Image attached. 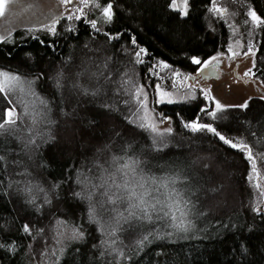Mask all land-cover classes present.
I'll list each match as a JSON object with an SVG mask.
<instances>
[{
  "label": "trees",
  "instance_id": "trees-1",
  "mask_svg": "<svg viewBox=\"0 0 264 264\" xmlns=\"http://www.w3.org/2000/svg\"><path fill=\"white\" fill-rule=\"evenodd\" d=\"M170 2L114 0L113 20L97 22L99 31L87 16L62 17L56 35L41 27H18L7 42L0 41V70L35 81L36 94L50 110L39 126L38 147L25 148L31 138L29 117L18 121L15 135L0 136V155L7 156L6 167L0 164V241L14 242V251L0 249V264H55L57 257L59 264H264V212L256 206L245 155L211 133H192L184 127L199 117L226 137L244 138L255 152L264 153V142L257 143L264 138V100L251 96L246 109L228 105L219 122L200 112L206 100L199 92L195 99L157 103V83L176 88L191 77L199 79L201 66L191 58L204 61L217 52H229L231 37L227 21L209 13L212 0H189L186 17L173 11ZM219 2L234 12L243 39L249 29L246 10L264 18V0ZM252 33V70L264 85V27ZM141 48L145 52L137 63ZM161 62L169 67L162 68ZM136 86L145 88L159 119L169 118L165 120L173 132L161 151L152 149L153 134L138 127L133 115L138 109ZM97 89L100 94L93 96ZM12 99L9 104L0 96V114L13 105L17 114L22 113L23 106ZM32 99L25 97L27 102ZM212 107L210 100L205 108ZM113 156L124 161L138 157L149 176L179 174L176 187L186 189V198L195 205L190 216L195 229L187 235L152 238L139 248L136 241L148 232L171 231L164 220L155 219L163 213L152 212L154 223L121 222L116 247L127 259L107 251L104 242L111 238L100 224L90 222L88 201L74 193L82 191L78 181L96 182ZM258 172L264 175V165L258 163ZM155 195L165 199L160 192ZM25 224L29 233L22 230ZM73 228L83 231V238L71 239Z\"/></svg>",
  "mask_w": 264,
  "mask_h": 264
},
{
  "label": "snow or ice",
  "instance_id": "snow-or-ice-1",
  "mask_svg": "<svg viewBox=\"0 0 264 264\" xmlns=\"http://www.w3.org/2000/svg\"><path fill=\"white\" fill-rule=\"evenodd\" d=\"M15 2V0H0V17H4L9 9V7ZM58 3L64 6L66 9L70 5H75L67 14L66 18L68 20H81L86 16L87 10L98 9L101 11V19L104 23H110L114 17V0H108L105 4L104 0H58ZM169 7L173 11H177L181 17H186L189 15V0H181L180 4H177L176 0H171ZM209 13L217 14L219 17H224L227 13L226 8L219 6V0H212L211 7L208 8ZM64 13L59 15H54L51 17V23H45L42 25V29L48 31L49 33L56 35V25L59 20L64 17ZM248 17L252 25L255 28L264 27V18H261L254 10H249ZM91 26L93 29L99 31L97 27V21L91 20ZM248 23V21H245ZM69 31L73 30L71 27ZM33 29L29 28L28 32H32ZM236 29H233L235 33ZM11 35V29L6 30V34H0V41H8ZM133 44H135V39H133ZM237 43H239L237 41ZM229 51L232 56L240 55L241 53L233 52L232 47H229ZM145 50L141 48L137 53V63L142 61L139 59ZM245 57L255 55L254 45L249 42L248 50L243 53ZM191 62L193 64L201 66V69L215 67L213 62H219L218 56L211 57L210 60L201 61L197 57H192ZM160 66L162 68H168L169 66L161 62ZM253 67H255V61L253 62ZM178 75V73H175ZM245 77H253L255 73L251 68L244 72ZM187 79V77H185ZM35 81L27 80L21 77L19 74L12 73L9 71L0 70V96L7 100L9 104H13V99L15 98V104H20L23 106V111L21 114H17L16 107L6 109L3 114L2 121H0V136L15 135L18 131V121H22L24 117H29L31 119L32 127L28 129L31 133V138L25 142V148L30 149L32 146L36 145V138L42 136L39 131L40 124L47 120V112L50 111L47 108L48 102L43 98L39 97L34 90ZM59 86V83H58ZM85 94L88 93V89H83ZM157 94L159 100L157 103L167 102L169 104L174 101L171 99L172 93L164 91L160 84L156 85ZM19 94V95H17ZM93 96L100 94V89H97L91 93ZM204 95L206 99L214 101V107L212 108H201L200 112L204 113L207 117H210L212 121L219 122L225 119V108L219 100L212 97L209 91H205ZM31 96L33 99L30 102L25 100V97ZM195 99V96L181 97V99ZM264 100V95L259 97ZM134 99L139 104V108L133 115L138 121V127L142 129L149 130L152 134V149L156 151H161L163 148L168 147L165 143L166 136L173 132L171 127L163 129L161 131L155 122L149 118V109L147 107V94L144 92L142 87H137L134 93ZM245 101L243 104L234 106L240 108H247L249 106L250 100ZM128 103V101H125ZM42 106L40 108L37 107ZM141 110H143V115H140ZM169 119L164 117L161 120ZM51 123V121H48ZM186 129H189L192 133H211L222 141L225 145L230 146L232 149H237L245 155V159L250 165V172L248 179L253 181L260 176L258 172V163L264 165V153H259L254 151V145H250L244 138L235 139L228 138L220 131L213 123H202L200 118L192 122H186L184 124ZM255 136L256 134L253 133ZM264 142V138L258 140L257 143ZM131 147V145H129ZM7 156L0 155V164L5 165ZM17 165L20 164L19 161L13 162ZM141 160L137 157L135 159L129 157L127 161H124L121 157L113 156L111 162L107 168L103 169V175L97 176L96 182H91L89 180H80L78 183L83 184L82 191L74 193L75 196L82 200L88 201L89 204V220L90 222L98 223L101 225V231L109 236L110 242L105 241V248L107 251L113 254H118L119 257L127 259L125 253L122 249H118L116 244L118 242L117 233L121 231V222H127L130 220H138L141 222L154 223V218L150 214L152 212H162V216H157L156 220H164L165 224L171 231L166 233L148 232L143 235L140 239L136 241V245L139 248H143L145 244L151 243L152 238L162 239L165 236H172L174 234H184L192 232L195 229V224L190 218L192 215L195 205L192 201L186 198V189H180L176 187L177 181L181 178L179 174L176 176H170L166 178H157L155 176H149L144 173L143 169L140 168ZM205 167H208L205 165ZM26 174V173H23ZM186 179V177H185ZM2 183V182H0ZM19 183V182H12ZM11 187V184L9 185ZM58 187V185H54ZM254 187L260 189V183H255ZM25 191H30V189H25ZM160 192L161 196L165 199H161L155 195V193ZM260 196H264V192L258 193ZM30 203L34 201H29ZM50 202V201H46ZM156 205H161L157 209ZM165 207L168 209L165 211ZM107 215L109 221H104L103 217ZM170 218V219H166ZM111 222L115 223V227H106V224ZM25 233L30 232V226L25 224L22 229ZM63 234V233H61ZM83 231L78 228H73L71 231V239H81L83 238ZM12 243H7L0 241V249H7L14 251ZM62 251V250H61ZM105 253L102 252L101 256ZM55 264H59V257ZM118 264V261L116 262Z\"/></svg>",
  "mask_w": 264,
  "mask_h": 264
},
{
  "label": "rangeland",
  "instance_id": "rangeland-1",
  "mask_svg": "<svg viewBox=\"0 0 264 264\" xmlns=\"http://www.w3.org/2000/svg\"><path fill=\"white\" fill-rule=\"evenodd\" d=\"M219 6L226 8L223 5V2H219ZM75 7V5H70L66 9L64 6L58 3V0H15V2L9 7L6 15L0 17V34H6L7 29H11V33L18 27H41L45 23H51V17L54 15H59L64 13L66 18L68 12ZM211 7V6H210ZM227 9V8H226ZM86 16L96 20L100 24H104L101 19V11L98 9L87 10ZM249 9L246 10V20L248 21V31L246 33L245 39L242 38L240 31V26L235 24L233 20V11L227 9V13L223 17L229 26L231 31L229 47H232L233 52L241 53L240 55L232 56L231 52H217L216 54L211 55L206 60H210L213 56H218V63L213 62L217 67L218 76H210L208 78L200 75L199 79L194 80V77H191V80L187 83L177 86L176 88L167 87L164 82H159L164 91L172 93L171 99L175 101H181L186 99H181V97H190L195 96L199 93L205 97L204 92L209 91L216 100H219L223 105H241L251 96L264 95V85L256 77H245L244 72L253 68L254 56L249 55L245 57L244 52L248 50V44L253 42V28L250 18L248 17ZM213 14V13H212ZM217 15V14H213ZM246 24V23H245ZM100 27L102 25H99ZM57 27V25H56ZM233 29H236L235 33ZM237 41L239 43H237ZM255 51V45H254ZM205 61V60H204ZM253 71V70H252ZM199 72V70H198ZM197 76V75H196ZM140 87V86H136ZM144 92L147 94L145 88L141 86ZM156 92V100H159V96ZM134 95V94H133ZM134 97V96H133ZM147 95V107L149 109V118L157 124V127L163 131V129L170 127V122L168 120L159 119L155 112L149 105V99ZM190 99V98H189ZM135 100V99H134ZM206 103L203 106L205 108L210 103L209 99H206ZM214 107V101L211 100ZM167 103V102H166ZM139 108V104H138ZM140 115H143V110H141ZM197 120V119H196ZM137 121V120H136ZM194 121V120H193ZM138 122V121H137ZM210 123V122H202ZM252 185L254 187L255 183H260V189H255L256 197V206L259 207L264 212V196H260L259 192H264V175L260 174L259 177L254 179Z\"/></svg>",
  "mask_w": 264,
  "mask_h": 264
},
{
  "label": "water",
  "instance_id": "water-1",
  "mask_svg": "<svg viewBox=\"0 0 264 264\" xmlns=\"http://www.w3.org/2000/svg\"><path fill=\"white\" fill-rule=\"evenodd\" d=\"M213 68V67H212ZM213 72H205L206 70H203V69H201L199 72H198V74H200V75H202V76H204V77H206V78H208V77H210V76H218V70H217V67H214L213 69Z\"/></svg>",
  "mask_w": 264,
  "mask_h": 264
},
{
  "label": "flooded vegetation",
  "instance_id": "flooded-vegetation-1",
  "mask_svg": "<svg viewBox=\"0 0 264 264\" xmlns=\"http://www.w3.org/2000/svg\"><path fill=\"white\" fill-rule=\"evenodd\" d=\"M216 67V66H215ZM214 68V67H213ZM212 67H210V68H204L203 70H206L205 72H213V69Z\"/></svg>",
  "mask_w": 264,
  "mask_h": 264
}]
</instances>
